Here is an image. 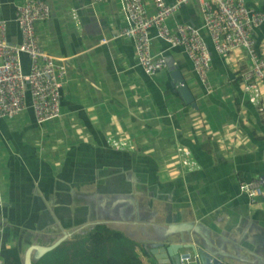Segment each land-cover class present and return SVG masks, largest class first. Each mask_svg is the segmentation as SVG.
I'll list each match as a JSON object with an SVG mask.
<instances>
[{"label":"crops","instance_id":"crops-1","mask_svg":"<svg viewBox=\"0 0 264 264\" xmlns=\"http://www.w3.org/2000/svg\"><path fill=\"white\" fill-rule=\"evenodd\" d=\"M45 1L51 17L36 24V33L42 50L66 61L62 116L40 126L26 109L16 120H0V260L10 264L7 250L16 247L3 234L7 225L21 244L33 231L63 228L71 239L106 223L148 247L157 229L192 222L214 239L245 234V247L262 254L264 196L252 203L240 191L242 181H260L264 192V115L243 91L246 52L214 53L204 85L184 49L171 51L194 108L174 91L168 69L149 77L138 65L134 42L120 36L130 25L121 0ZM22 3L0 0L13 44L21 41L15 19ZM145 3L154 15L153 0ZM250 5L264 12V0ZM168 23L202 27L200 1L183 5ZM254 35L264 57V25ZM166 49L155 38L154 54ZM124 132L134 151L110 146L108 139H124ZM180 147L191 151L197 170L181 165ZM128 198L138 202L137 214Z\"/></svg>","mask_w":264,"mask_h":264},{"label":"built area","instance_id":"built-area-1","mask_svg":"<svg viewBox=\"0 0 264 264\" xmlns=\"http://www.w3.org/2000/svg\"><path fill=\"white\" fill-rule=\"evenodd\" d=\"M108 1L94 0L95 3ZM121 1L130 25L122 30L120 36L134 42L138 65L149 77L168 69L165 51L157 55L153 52V41L158 37L170 44L171 48H183L195 73L207 85L213 58L202 35L204 30L219 56H227L239 50L246 52L251 66L241 74L243 91L249 103L264 115V57L257 48L254 35L264 24V12L250 5L253 0H199L202 27L178 23L175 29L169 26V19L183 5L195 0H176L173 4H168L166 0H153L155 13L152 16L148 13L145 0ZM51 13V6L45 0H25L18 5L15 21L21 42L17 44L8 40L7 21L0 20V120L12 121L21 117L27 109V93L31 96L32 111L38 125L62 116L63 87L68 73L66 61L43 52L36 33V24L49 20ZM73 15L74 19L79 20L76 13ZM23 56L30 61L27 75ZM108 142L116 150L134 151L136 148L127 139L110 137ZM177 153L187 171L197 170L198 163L188 148L180 147ZM240 191L252 203L264 196L260 181H242ZM190 260L191 255L187 252L180 254L181 264H187ZM0 264H5L4 260H0Z\"/></svg>","mask_w":264,"mask_h":264},{"label":"water","instance_id":"water-1","mask_svg":"<svg viewBox=\"0 0 264 264\" xmlns=\"http://www.w3.org/2000/svg\"><path fill=\"white\" fill-rule=\"evenodd\" d=\"M154 36H157L156 32ZM157 39L167 45V49L164 51L171 78L170 84L174 87V91L184 100L185 104L191 105L194 108L197 107L195 97L189 86L186 85L180 67L176 64L173 56H171L172 50H183V48H171L170 44L163 39L158 37ZM209 48L213 58V54H216V52L212 47L209 46ZM24 57L26 56H23V60L25 62V75H27L30 71V61L26 62ZM27 107L29 112H33L32 100L29 93H27ZM127 200L131 202L132 208L135 209L133 211L134 214H137V211L139 212L140 210L137 207L138 202L135 201V198H128ZM120 202H123V200ZM63 232L64 236L62 238L47 246L34 244L33 238H35L36 233L31 232L32 234L21 241V244L18 246L23 264L38 262L46 254L69 240L73 235L64 229ZM13 235L16 236L17 233L13 231ZM247 239L248 237L245 234H240L237 239L223 238L221 236L214 239L210 231L204 226L192 222H182L172 223L162 229H157L155 237L147 244V249L150 250L151 254L158 261L157 264H181L180 254L184 251L191 255V260L187 264H264V245L260 246L263 253L257 254L255 251H250V248L245 247L244 242Z\"/></svg>","mask_w":264,"mask_h":264},{"label":"trees","instance_id":"trees-1","mask_svg":"<svg viewBox=\"0 0 264 264\" xmlns=\"http://www.w3.org/2000/svg\"><path fill=\"white\" fill-rule=\"evenodd\" d=\"M7 255L10 264H23L17 246L7 250ZM153 259L143 243L101 223L76 233L34 264H157Z\"/></svg>","mask_w":264,"mask_h":264},{"label":"rangeland","instance_id":"rangeland-1","mask_svg":"<svg viewBox=\"0 0 264 264\" xmlns=\"http://www.w3.org/2000/svg\"><path fill=\"white\" fill-rule=\"evenodd\" d=\"M25 1V0H24ZM40 23H44L43 21L42 22H40ZM18 27V26H17ZM38 35V34H37ZM40 42V41H39ZM20 43V42H19ZM40 45V44H39ZM40 47H41V45H40ZM41 49H42V47H41ZM45 49L46 48H44V50H43V52L45 51ZM261 49H262V51H264V48L263 47H261ZM46 52V51H45ZM263 55V54H262ZM28 120H29V118H28ZM44 125V124H43ZM16 127L17 128H23V124H21V126L20 125H16ZM24 127H25V130H21V132H23V133H25V136H28L29 135V133H30V131H31V128H29V129H27L26 130V127H27V125L25 126L24 125ZM124 140L126 139V138H128V134H126V132H124ZM51 148H52V144L51 143H49V145H47L46 146V153H45V155L47 154V153H49L50 151H51ZM179 162H180V159H179ZM181 163V162H180ZM182 165V164H181ZM3 234L4 235H8V238L10 237V236H12L13 238L14 237H16V236H14V235H12L13 234V232L11 231V229L9 228V225H7L6 227H5V230H4V232H3ZM10 238V239H8V243H9V245H13V246H19V243L17 242V239L15 240V239H13V238ZM33 242H37L35 239H33ZM15 243V244H14ZM44 243V242H43ZM43 243H41V242H39L38 241V244H43ZM47 244V243H46ZM25 247V246H24ZM9 248H11V247H9ZM25 250H26V248H25ZM47 255V254H46ZM0 257H2V256H0ZM2 259V258H1ZM41 259H43V257L41 258ZM40 259V260H41ZM151 262H155V263H158V261L156 260V259H153V260H151Z\"/></svg>","mask_w":264,"mask_h":264},{"label":"flooded vegetation","instance_id":"flooded-vegetation-1","mask_svg":"<svg viewBox=\"0 0 264 264\" xmlns=\"http://www.w3.org/2000/svg\"><path fill=\"white\" fill-rule=\"evenodd\" d=\"M62 232H58V231H51V230H42L41 232H32V233H36L35 239L37 242H34V244H38V241L43 243L40 245H51L52 243H54L56 240L62 238L64 236V232H63V228H61ZM47 243V244H46Z\"/></svg>","mask_w":264,"mask_h":264},{"label":"clouds","instance_id":"clouds-1","mask_svg":"<svg viewBox=\"0 0 264 264\" xmlns=\"http://www.w3.org/2000/svg\"><path fill=\"white\" fill-rule=\"evenodd\" d=\"M21 42V41H20ZM27 109H28V107H27Z\"/></svg>","mask_w":264,"mask_h":264}]
</instances>
